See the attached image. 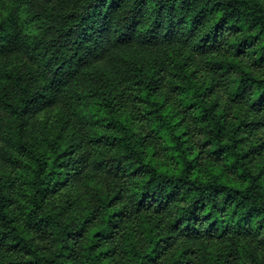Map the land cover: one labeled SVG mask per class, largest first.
<instances>
[{
  "label": "trees",
  "instance_id": "1",
  "mask_svg": "<svg viewBox=\"0 0 264 264\" xmlns=\"http://www.w3.org/2000/svg\"><path fill=\"white\" fill-rule=\"evenodd\" d=\"M0 264H264V0H0Z\"/></svg>",
  "mask_w": 264,
  "mask_h": 264
}]
</instances>
